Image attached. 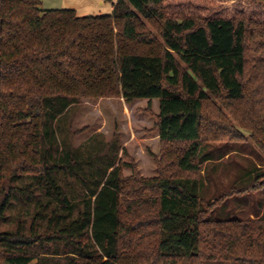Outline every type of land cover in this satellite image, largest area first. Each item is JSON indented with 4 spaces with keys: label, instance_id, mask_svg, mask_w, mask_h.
Masks as SVG:
<instances>
[{
    "label": "trees",
    "instance_id": "trees-1",
    "mask_svg": "<svg viewBox=\"0 0 264 264\" xmlns=\"http://www.w3.org/2000/svg\"><path fill=\"white\" fill-rule=\"evenodd\" d=\"M40 4L0 0V220L14 227L0 264H264V189L253 218L213 204L264 187V168L205 194L206 144L247 131L264 151V18L169 13L166 0L85 17ZM103 99L158 100L157 175L119 137L68 139L69 110Z\"/></svg>",
    "mask_w": 264,
    "mask_h": 264
},
{
    "label": "rangeland",
    "instance_id": "rangeland-1",
    "mask_svg": "<svg viewBox=\"0 0 264 264\" xmlns=\"http://www.w3.org/2000/svg\"><path fill=\"white\" fill-rule=\"evenodd\" d=\"M118 0H40L42 10H75L81 17L111 15L113 4ZM169 13L196 14L200 17L247 16L264 18V0H166ZM147 28L157 37L156 29L148 22ZM160 39V38H159ZM211 102L215 103L213 97ZM74 105L62 118L68 139L78 146L93 135H105L107 140L119 137L122 147L138 165L146 177L157 175L156 159H160V140L157 132H151L156 122L154 114L159 113L158 100L149 103L137 100L127 103L124 99L83 100ZM158 105V108H157ZM211 117V104L207 107ZM84 129V130H82ZM79 132L73 138V132ZM244 132L241 144L208 143L205 150L214 153L215 158L206 164L210 176H206L205 194L215 198L229 191L243 169L251 166L264 168V151L256 145L249 132ZM222 157V158H221ZM120 158L131 161L123 152ZM205 172H202L204 175ZM208 173V172H207ZM129 169L125 175H130ZM256 191L234 194L213 202L215 215L223 219L248 218L252 215L253 198L264 197L259 186ZM256 195V196H254ZM262 195V196H261ZM257 200V199H256ZM253 218V216H251ZM13 224L0 220V232L12 230ZM204 264H216L214 262ZM222 264H234L225 262Z\"/></svg>",
    "mask_w": 264,
    "mask_h": 264
},
{
    "label": "crops",
    "instance_id": "crops-1",
    "mask_svg": "<svg viewBox=\"0 0 264 264\" xmlns=\"http://www.w3.org/2000/svg\"><path fill=\"white\" fill-rule=\"evenodd\" d=\"M155 101V100H154ZM159 105V104H158ZM158 105H157V108H158ZM157 138H159V136L157 135Z\"/></svg>",
    "mask_w": 264,
    "mask_h": 264
}]
</instances>
